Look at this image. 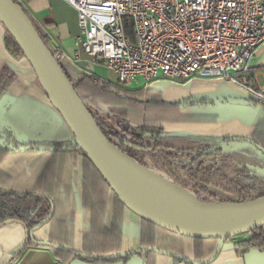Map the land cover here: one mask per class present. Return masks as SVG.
I'll return each mask as SVG.
<instances>
[{"label": "crops", "instance_id": "1", "mask_svg": "<svg viewBox=\"0 0 264 264\" xmlns=\"http://www.w3.org/2000/svg\"><path fill=\"white\" fill-rule=\"evenodd\" d=\"M16 1L45 34L50 50L63 54L61 66L74 84L93 76L118 87L123 93L108 105L115 110L113 114L133 127L162 132L164 163L170 169L172 156L181 158V170L185 166L204 168L205 160H219L224 155L236 156V162L244 167L252 162L264 166V106L249 105L251 96L244 89L224 80L197 78H159L148 86L138 80L134 84L141 82V87L131 88L133 84L123 88L100 77L97 68L105 65L81 51L74 8L63 0ZM5 38L0 23V73L7 68L14 75V82L0 99V131L15 137L19 148L3 146L0 137V192L44 198L51 206V217L32 237L18 222L0 225V264H63L57 258L58 247L92 257L114 256L117 249L121 253L161 250L195 262L205 256V251L196 253V239L148 223L118 201L75 146L72 133L44 94L27 60L15 57L7 49ZM251 64L250 80L263 88L264 44ZM189 100L218 103L190 106ZM235 160L230 158V164ZM199 176L189 175V180ZM209 189L202 188L198 199H193L228 200L216 199ZM183 191L192 197L189 189ZM114 220L122 223L119 246H112L107 237L113 232ZM245 239L236 237L234 241ZM61 252L67 254L64 259L73 256L69 251ZM142 257L145 264H176V259L155 252H145Z\"/></svg>", "mask_w": 264, "mask_h": 264}, {"label": "built area", "instance_id": "2", "mask_svg": "<svg viewBox=\"0 0 264 264\" xmlns=\"http://www.w3.org/2000/svg\"><path fill=\"white\" fill-rule=\"evenodd\" d=\"M63 1L77 11L81 51L121 87L159 78L224 80L264 102V87L250 80L264 44V0ZM52 53L60 64L63 54Z\"/></svg>", "mask_w": 264, "mask_h": 264}, {"label": "water", "instance_id": "3", "mask_svg": "<svg viewBox=\"0 0 264 264\" xmlns=\"http://www.w3.org/2000/svg\"><path fill=\"white\" fill-rule=\"evenodd\" d=\"M0 23L31 66L44 94L72 133L76 146L92 162L116 198L129 211L148 223L182 236L219 240L211 258L202 262L161 250L141 249L109 257H93L97 261L129 258L126 263L99 264H145L142 257L145 252L166 255L184 264H210L228 239L264 227V197L236 205L235 210L226 214L203 216L182 210L156 195L134 174L130 167L132 160L106 138L52 51L15 0H0ZM13 139L16 141L15 137ZM37 228L30 232L31 237ZM58 249L69 251L80 258L85 257L63 247ZM70 264L95 263L74 259ZM244 264H264V252L254 250L246 253Z\"/></svg>", "mask_w": 264, "mask_h": 264}, {"label": "trees", "instance_id": "4", "mask_svg": "<svg viewBox=\"0 0 264 264\" xmlns=\"http://www.w3.org/2000/svg\"><path fill=\"white\" fill-rule=\"evenodd\" d=\"M16 1V0H15ZM17 4L22 8L28 18L31 20L39 35L41 36L44 43L48 46L45 34L39 28V26L32 20L28 12L23 8V6L16 1ZM6 47L10 52L16 55H23L19 47L15 44L13 39L6 33L5 38ZM61 65V63H60ZM62 70L66 76L71 81L70 77L61 66ZM14 82V75L7 69H3L0 73V99L4 93L9 89V87ZM72 82V81H71ZM76 92L88 108L89 112L92 114L99 128L102 130L106 138L114 144L120 151H122L126 156H128L133 162L148 170L146 166L142 163L141 159L150 153H160L164 150L163 144H161L162 132L157 130H151L148 128L133 127L125 120L117 119L115 115L104 116L97 109L99 105H109L110 102L114 101L116 98L123 93L118 87L96 79L93 76L84 77L81 82L74 84L72 82ZM230 100H222L221 103H227ZM190 106H215L218 102L214 101H192L189 100ZM251 106L263 105L264 102L251 97L248 101ZM0 137L5 144H9L12 140L11 135L8 132H1ZM12 146L15 149L19 148V144L14 140L12 141ZM76 146V144H75ZM6 147V146H5ZM77 147V146H76ZM8 148V147H7ZM78 148V147H77ZM86 156V155H85ZM87 158V157H86ZM90 166L94 170L93 172L105 183L109 188L105 180L102 178L100 173L97 171L92 162L87 158ZM181 158L178 156H172V162L170 166L172 168L182 166L183 163L180 161ZM196 161V160H195ZM257 183L252 189L255 194L247 196H238L230 199L229 201L223 202L220 205H242L248 202L260 199L264 197V176L258 177ZM119 201V200H118ZM120 202V201H119ZM121 203V202H120ZM200 204L211 205L209 202H198ZM122 204V203H121ZM123 205V204H122ZM124 206V205H123ZM51 217V206L50 204L41 197L34 196H19L10 193L0 192V225L8 222L14 221L22 224L30 233L35 228L39 227ZM122 233V223L119 220H114L113 232L107 237L111 239V245L120 244ZM246 236V235H243ZM240 237V236H239ZM236 238V237H235ZM235 238L228 239L220 253L217 255L216 259L210 264H244V255L248 252L258 250L264 252V227H260L247 234V239L234 241ZM198 244L196 245V253L201 251L207 252L205 256L198 257V262H202L211 258L214 254L216 247L219 243L218 239H196ZM121 254V250L117 249L116 253ZM65 252L57 251L58 260L62 261L63 264H70L74 259H80L89 263H126L129 258H120L114 261H97L94 260L92 256H85L84 258L77 257L73 255L68 259H64ZM179 260H176V264Z\"/></svg>", "mask_w": 264, "mask_h": 264}, {"label": "rangeland", "instance_id": "5", "mask_svg": "<svg viewBox=\"0 0 264 264\" xmlns=\"http://www.w3.org/2000/svg\"><path fill=\"white\" fill-rule=\"evenodd\" d=\"M128 33L129 35H131L132 30L128 29ZM11 53L17 58L24 57L23 55L20 56L14 54L13 52ZM97 74L107 81L117 83L113 75H111L110 72L103 66L97 68ZM141 86L142 83L139 82L137 84H134L131 88H138ZM94 110H98L104 116L115 115L113 114V111L115 113V110H111L107 105L101 104L98 106L97 109ZM11 138L12 140L9 144L2 143V145L9 148L12 147L13 149L14 147L12 146V141L14 139L12 135ZM150 154L146 155L144 158L141 159L142 163L146 166L148 171L162 178L170 185L186 194L188 196L189 201L193 205L224 206L220 205L223 202H209L211 205H205L195 201L194 199H198L197 195L202 194L200 190L205 187L207 189L210 188V192H212V194L215 195V198L219 200L228 199L227 201H229L230 199L238 196L245 197L247 195L255 194L252 189L257 183V180L254 179L264 176V166H261L257 162H252L249 164H245L244 167V165L236 162V156L231 157L229 155H224L222 159L219 160H205L206 165L204 168H198L195 166L193 169H190V166H185V170H181L179 167V169H170L169 164L164 163V151L160 153L158 152L154 156ZM230 158L235 160L234 162L236 163L232 162L230 164ZM186 168H189L190 170L186 171ZM189 175L200 176L199 179L189 180ZM168 178L173 179L174 183H178L179 186L171 184L172 182ZM185 187L191 191L190 194H192V197H190L187 193L183 191ZM238 238L244 239L247 238V236Z\"/></svg>", "mask_w": 264, "mask_h": 264}, {"label": "bare ground", "instance_id": "6", "mask_svg": "<svg viewBox=\"0 0 264 264\" xmlns=\"http://www.w3.org/2000/svg\"><path fill=\"white\" fill-rule=\"evenodd\" d=\"M130 167L138 179L151 191H153L160 198L165 200L171 205H174L182 210L196 213L203 216H217L229 213L235 210L236 205L233 206H204L193 205L186 194L179 191L168 182L158 177L157 175L146 171L143 167L135 162L130 163Z\"/></svg>", "mask_w": 264, "mask_h": 264}]
</instances>
